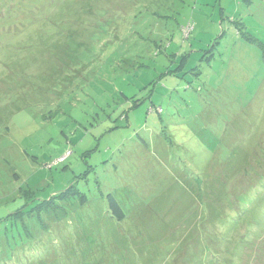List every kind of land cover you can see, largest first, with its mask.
<instances>
[{
	"label": "rangeland",
	"instance_id": "rangeland-1",
	"mask_svg": "<svg viewBox=\"0 0 264 264\" xmlns=\"http://www.w3.org/2000/svg\"><path fill=\"white\" fill-rule=\"evenodd\" d=\"M263 236L264 0H0V264H264Z\"/></svg>",
	"mask_w": 264,
	"mask_h": 264
},
{
	"label": "trees",
	"instance_id": "trees-1",
	"mask_svg": "<svg viewBox=\"0 0 264 264\" xmlns=\"http://www.w3.org/2000/svg\"><path fill=\"white\" fill-rule=\"evenodd\" d=\"M188 27L191 30L192 25L190 23H188V25H186V27H182L181 28L182 37H183V34H184L183 33L184 29H186ZM62 160H64V159H62ZM62 160L58 159L57 161L61 162ZM107 203H108V205H106V213H108V216H109L110 219L114 218V219H116L118 221H121V220H123L125 218V213L123 212L122 208L120 207V205L117 203V201L111 195L107 196ZM261 239L264 240V236ZM261 239H259V240H261ZM257 243H258L257 241H254L252 243V245L253 244L256 245ZM252 245H250V247ZM247 249H249V247H247Z\"/></svg>",
	"mask_w": 264,
	"mask_h": 264
}]
</instances>
